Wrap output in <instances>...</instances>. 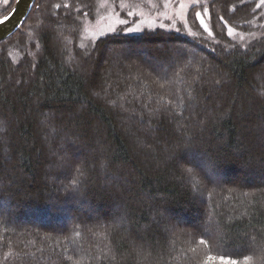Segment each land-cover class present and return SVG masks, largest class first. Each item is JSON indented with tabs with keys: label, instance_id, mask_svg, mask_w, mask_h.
Here are the masks:
<instances>
[{
	"label": "trees",
	"instance_id": "1",
	"mask_svg": "<svg viewBox=\"0 0 264 264\" xmlns=\"http://www.w3.org/2000/svg\"><path fill=\"white\" fill-rule=\"evenodd\" d=\"M259 1L86 45L98 0L34 1L0 41V264H264Z\"/></svg>",
	"mask_w": 264,
	"mask_h": 264
},
{
	"label": "rangeland",
	"instance_id": "2",
	"mask_svg": "<svg viewBox=\"0 0 264 264\" xmlns=\"http://www.w3.org/2000/svg\"><path fill=\"white\" fill-rule=\"evenodd\" d=\"M15 1L0 0V19L8 13ZM206 1L208 0H98L97 16L93 20H83L81 42L86 45L100 36L115 32L121 26L132 34L155 27H178L190 32L188 11L193 6L206 4ZM258 6L264 10V0H260ZM195 12L199 23L210 33L207 5ZM262 13L264 17V12Z\"/></svg>",
	"mask_w": 264,
	"mask_h": 264
},
{
	"label": "water",
	"instance_id": "3",
	"mask_svg": "<svg viewBox=\"0 0 264 264\" xmlns=\"http://www.w3.org/2000/svg\"><path fill=\"white\" fill-rule=\"evenodd\" d=\"M35 0H16L8 13L0 19V41L15 33L26 19Z\"/></svg>",
	"mask_w": 264,
	"mask_h": 264
}]
</instances>
